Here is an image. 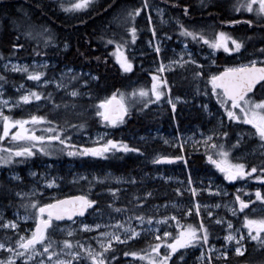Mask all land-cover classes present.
I'll return each mask as SVG.
<instances>
[{
  "label": "rangeland",
  "instance_id": "1",
  "mask_svg": "<svg viewBox=\"0 0 264 264\" xmlns=\"http://www.w3.org/2000/svg\"><path fill=\"white\" fill-rule=\"evenodd\" d=\"M230 1L233 6L238 2V0ZM144 2L145 0H142L143 5ZM147 5L148 7L146 8L143 6L141 18L147 21V25L142 31L149 32V36L145 37L143 41L141 39L136 46L129 47L127 49L128 54L124 53L125 57L128 58L129 56L131 59H135L137 66L147 73L142 79L134 78L130 80L127 86L128 90H124L123 93L126 94L128 109H133L136 103L139 105L142 101L145 102L148 100V97H140L138 95V90L143 88L150 93L152 75H156L158 77V87L161 89V85H163L164 95H162L158 101L155 97H152L153 102L148 104L151 106L150 109L152 111H157L158 107L163 103H167V105L173 109L171 104L168 103L170 97L175 105L182 104L185 109H192L197 120L192 122V124L185 123L181 127L177 119L173 118L172 124L167 127L159 125L154 128H149L145 134H131V136L147 140L159 139L161 143L165 147H169V149L178 147L177 155L184 157L182 160L184 172L181 174L179 171V174H177L175 167L166 168L163 166L156 167V165H154L149 171L143 173V179L140 181L133 173H117L109 169H96L94 167V159H103L107 153L114 150H110L102 157L67 155L68 151H76L84 147H96L106 143L108 139L126 143L119 138H113L110 129L112 125L106 122L104 123L100 117L95 115V106L98 105L100 100L110 96L107 94H99L92 98L86 88V80H81L83 76H87L89 79L96 78V75L90 73L88 70H76L72 65L67 64L58 65L56 61L50 60L49 58H8L0 64V69L5 73L22 75L23 80L18 83L10 81L9 87L0 83V100H7L9 104L16 105L19 97L30 91L41 94V99H31L28 103L20 101L19 106L12 108L0 106V110H2L4 114L12 117L11 113L16 108H20L22 112L17 117L18 119H28L31 115L45 117L46 120L43 123L35 126L31 123L26 125L29 129L34 128L36 135H48L49 133L46 129L49 127L56 129L58 132H62L60 129H62L64 125L67 128L64 134L70 138L66 141V144H71L76 147L69 148L66 147V145H61L58 141H45L48 145V155L40 153L38 150L39 145H37V147L33 149L35 155L32 157H14L13 163L0 165V175L4 173V177L9 179L13 184V196L15 198H24L22 200L23 202H19L20 206H13L11 203H3L0 201V224L5 221H14L18 226L16 230L0 227V231L6 233V240H0V243L5 244L6 247L10 245L15 248V241L19 238L17 233L30 235V232H26L25 230L32 229L35 226L33 219L24 220L18 218L24 217L26 214L32 212L31 208H28L26 212L24 205L30 204L33 200H37L40 203H48L53 199L69 195L73 189L72 185L79 184L85 192V195H87L89 199L95 200L96 204L88 210L84 217L73 219L75 223H73V221H63L61 224L51 229L54 236L52 234L49 235L58 242L67 239L74 246L76 242L79 241L85 247L91 245L93 248H98L94 237H97L99 232L118 231L123 238V230L113 228L112 226L115 225L116 221H121L125 226H128V220L131 219V226L137 229L140 234L127 243L138 238L154 240L153 244L160 243V241L155 239L156 235L161 236L162 239L170 243L171 238H163V231L168 230L169 232L176 233L178 231L177 220L180 225L183 226L192 224L195 216L199 224L203 222L204 225L207 226L211 223H215L220 225L221 231H214L211 235V240L208 238L207 244H203L202 242L195 246L179 249L177 253L173 254L168 264H181L190 257L191 251H196L191 260L195 261L197 264L206 263L209 259L211 260V264H213L214 256L223 257L220 255V252L223 251L222 246L225 245L223 237L228 232V221L232 223L233 231L235 229H240V232L236 233L237 236H245V240L243 241V253L250 249L252 250L251 254L254 251H263L262 253L264 254V246H260L257 241L249 239L247 229L243 227L245 215L250 219L264 218V202L256 200L255 197L257 189H259L262 196H264V185L261 188H254L251 191L252 195L242 196L244 193H249V191L244 189L249 184L248 177L235 181H228L225 180L223 174L211 164L207 165L208 167L202 168V173H198L193 171L188 163L191 159L189 155L195 153L205 155V159L208 161L206 152L214 151L211 148H206L205 138L209 136L212 137V139L207 142L209 145L213 143L220 145L223 144L224 139L228 140L229 146L225 148L231 149L229 155L233 163L245 164L243 160L248 156L264 154V147H261V141L257 136L253 135L255 129H253L251 125L244 124L240 121L230 120L225 114L224 109L217 103V98L211 94V84L207 82L210 75L218 74L226 67L237 66L241 63H247L250 60H264V53L255 54L249 51L247 47L245 48V44L242 41L231 36L233 39L242 42L243 47L239 52L228 54L232 55L235 53L237 58L245 57V60L234 65L215 64L214 58L218 55V51L224 52L222 49H217L213 52L207 45L203 48H206L205 50L196 48L198 46L201 47L200 44L196 45L194 48L189 43L191 38H184L180 35L174 37L171 33L161 30L162 27L175 26L178 19L172 17L164 5L151 3L148 0ZM157 10L161 11L158 12ZM241 11L247 13V11L243 9ZM250 14L257 19H263L258 18L254 13ZM149 17L151 18L150 21ZM214 23L215 22H207L202 24L200 22H194L190 25H186V28L200 31L210 25L212 27ZM153 31L155 32V37L153 36ZM176 32L179 34L180 28L177 29ZM216 32L221 31L217 29L214 30L211 34V38ZM185 44H187V46H185ZM157 46L160 47L159 54L155 51ZM231 46V41H229V47ZM63 47L66 48L65 45ZM151 53H154V57L149 56V58L145 57L143 60H137L140 56H147ZM189 53L195 63L188 62L183 65L180 63H169L170 61H188ZM197 54H199L201 59L208 60L206 65L216 66L204 70L205 75L202 77L197 89L194 90L190 96L171 94L166 73L176 68H182L189 63L201 67L202 62L200 59L196 58ZM161 64L165 66V70L157 72ZM13 65L27 66L29 72L38 71L43 72L44 75L41 77L40 81L30 80L27 78V73L14 71ZM69 69H71V72L68 71ZM73 76L76 78L73 79ZM161 79L166 83H160ZM45 81L48 82L45 83ZM58 84L63 85V87H58ZM73 90H76L80 94L76 97H72L70 93ZM133 90H137L136 96L130 95ZM257 98H262L260 93H257ZM82 100H87V102H85L87 106L81 105L80 101ZM204 105H207V108H205ZM234 111L239 114L238 109ZM48 122L51 123L49 124ZM81 124L84 125L83 128L70 127V125L75 126ZM222 129L226 130L222 131ZM231 129L240 130L231 131ZM11 131L14 132L15 128L11 129ZM223 133H227V136H224ZM7 139L11 142V146L0 145V148L16 147L22 143L11 141L10 136L7 137ZM238 140L239 144H237ZM234 144H237V146L232 148ZM181 146L183 147V151H181ZM56 147H59L60 150L67 155L66 159L62 160L55 158ZM162 155L164 154L160 150L151 151L146 155V160L154 162V160ZM50 156L51 158H48ZM74 157L80 158L82 161L78 162L72 160ZM34 158L37 160L35 164L32 163V159ZM27 159L29 162L25 161ZM85 159L89 163L88 165L84 163ZM245 170L248 171L246 167ZM32 173L36 175H32ZM189 179L192 181L191 184H189ZM46 181H54L55 183L52 187H47ZM129 184L134 185V190L128 187ZM143 184H148L149 186L144 187ZM143 188L144 190L141 191ZM193 188L197 190L195 196L190 190ZM109 189L115 190V195H113ZM177 189H179V192ZM238 189L241 191L237 192ZM240 192L241 195L239 194ZM18 193L20 195H18ZM149 193L150 195H148ZM210 193L211 196H213L211 197V223H209L210 216L208 213L210 212V208L208 205V197L206 196ZM224 193L227 194L225 195ZM102 195L107 196L101 197ZM235 195H240L241 199L245 201L251 199L252 203H250L248 208L244 209L243 212H240L239 205L235 202ZM130 204L131 208L128 207ZM196 205L200 206L199 215L196 214ZM217 205H219V207H217ZM138 207H141V209H138ZM118 208L121 209V211H115V209ZM231 208L237 209L235 215L230 211ZM189 209H191L190 212ZM141 215L144 217L143 224L139 223L134 218L135 216ZM173 216H175L177 220H172L171 217ZM148 217H152L151 224L148 223ZM164 217L169 218L166 223H156L157 220L163 221ZM217 219H220L221 223H217ZM81 222L93 226L99 224L101 227L99 229L93 227L92 231H85L80 227ZM105 225L108 227H105ZM61 229H64V231H61ZM68 230L73 231L72 236L67 235ZM9 232L10 234L8 236L13 237L11 244L7 243V233ZM218 239L221 240L219 244L217 243ZM122 245L124 244L113 241L114 252L110 254L109 259H111V255H115L116 259L112 260L111 264H148L147 260L141 261L139 257H133L131 255L125 256L124 252L120 251V246ZM56 250L59 251V247H57ZM75 250L79 251V248H75ZM230 250L235 253L234 242H228V252ZM0 252H4L0 260L6 259L9 255L4 249H0ZM159 252L161 255L165 252L163 243H161ZM202 252L203 256L201 255ZM180 256H183L182 260ZM39 259L40 257H36V261ZM45 260H47L46 257ZM28 264H35V261H29ZM221 264H226V262H222Z\"/></svg>",
  "mask_w": 264,
  "mask_h": 264
},
{
  "label": "trees",
  "instance_id": "2",
  "mask_svg": "<svg viewBox=\"0 0 264 264\" xmlns=\"http://www.w3.org/2000/svg\"><path fill=\"white\" fill-rule=\"evenodd\" d=\"M148 1L164 5L169 14L178 19L177 21L179 23L177 22L175 26L162 27L161 29L171 33L174 37L179 36L176 30L180 28L179 25L181 24L186 27V25H190L194 22H200L202 24L215 22L212 27L210 25L200 30L203 31L207 38L211 39L212 32L217 29L225 31V33L230 36L242 41L245 44V48L247 47L249 51L255 54L261 53L260 50L264 49V18L257 19L248 12L243 13L242 11H234L233 4L230 0ZM74 2L75 0H0V64L8 58H49L50 60L56 61L58 65H72L76 70H88L90 73L96 75L95 79H89L87 76L81 77V80H86V88L92 98L99 94L111 96L112 93L117 90L123 93L124 90H128L127 86L130 80L134 78L142 79L147 73L137 66L135 59H131L129 56L128 60L132 63V71L123 72L120 69V65L117 63L116 56L113 54L116 50V45L107 44L106 41L112 38L121 42H123L121 38L127 40L128 43L122 51L123 54H128L127 49L129 47L136 46L141 39L143 41L145 37L149 36V32L142 31L147 25L146 19L141 18L143 13L142 0H92L89 8L82 11L66 12L60 7L61 4L67 7ZM185 7L188 9L187 15L184 13ZM136 8L141 9L140 15L136 16L134 20L128 21L126 24L125 20L127 19V13ZM224 21H239V23H222ZM245 21H253V23L250 26ZM129 26H135L137 29L136 42L134 43L131 40L130 33L126 31V28ZM45 28L48 29V34H50L52 38L47 47L44 46L43 39L36 36L37 33L42 32ZM27 32H31L33 36L29 37L25 35ZM189 43L194 48L196 45L200 44L201 47L198 46L196 48H200L201 50L205 47L202 41L200 43H195L189 40ZM13 44H20L23 45V47L13 49ZM64 45H67V47L64 48ZM37 52L43 54L39 55ZM149 56L154 57V53L147 56H140L137 60H143L145 57L149 58ZM196 58L201 60V67L189 63L182 68H176L166 73L171 94L190 96L192 92L197 89L202 77L205 75L204 70L216 66L206 65L208 60L201 59L199 54L196 55ZM214 60L215 64L234 65L244 61L245 57L237 58L235 53L230 55L226 52L218 51V55ZM196 72H199L200 75H195ZM0 77H3V79H0V83L7 87H9L10 81L18 83L23 80L22 75L5 73L2 69H0ZM161 89L164 93L163 85H161ZM80 102L82 106H87V104H85L87 100H82ZM150 107L149 105L145 107L144 101L139 103V105L136 103L133 109H128L123 123H118L110 128L113 138H119L125 141L129 147L138 148L139 152H124L122 150L111 151L107 153L103 159H94L95 163L93 164L96 169H109L117 173H133L140 181L143 179V173L149 171L154 165H156V167L163 166L166 168L175 167L177 174H179V171L181 174L184 172L182 160L171 163H154L146 160V155L148 153L158 150L163 152V156H178V147L169 149V147H165L159 139H141L136 136L132 137L131 134H145L149 128H154L159 125L167 127L172 124L173 118H176L182 127L185 123L192 124V122L197 120V117L192 112V109H185L182 104L176 105L175 110L171 109L167 103L161 104L157 111H152ZM21 112L20 108H16L11 113L12 117L18 119L17 117ZM62 129H64V131L59 133L61 136H64L67 128L63 125ZM223 130L226 129H222V131ZM233 130L240 129H231V131ZM0 133H2V124H0ZM0 145L11 146V142L5 137L3 141H0ZM223 145L225 147L229 146L227 139H224ZM54 156L56 159L62 160L67 158V155H65L59 147L55 148ZM189 157H191L188 161L189 165L192 167L193 171L198 173H202V168L210 165V163L206 161L205 155L200 153L191 154ZM48 158H51V156ZM72 160L78 162L82 161V159L75 157ZM25 161L29 162L28 159ZM32 161V163L35 164L37 160L34 158ZM243 162L248 170H250L252 166H256L259 170V168L264 167V154L250 155L244 159ZM84 163H86V165L89 164L86 159ZM259 174L262 173L257 171L252 174V177ZM248 180L249 184L244 189L249 191V193H244L242 196L250 195L254 188H261L264 185V182L261 181L260 183V181L254 178H248ZM72 186L73 189L69 194H85L81 185L74 184ZM143 186L148 187L149 185L143 184ZM12 187L13 184L11 181L4 177V173H1L0 201L3 203H11L13 206H20L19 202L24 198H15L12 193ZM128 187L134 190L133 184H129ZM143 190L144 188L141 191ZM239 194L241 195V192ZM105 196L107 195H102L101 197ZM206 196L208 197V195ZM128 207L131 208V204L128 205ZM138 209H141V207H138ZM54 223L56 226L61 224V222ZM192 224L195 226L199 225L195 216ZM206 228L208 230L209 240H211V235L214 231H221L220 225L215 223L207 225ZM5 234V232L0 231V240H6ZM9 234L10 232L7 233V243L11 244L13 237H9ZM49 234L54 236L51 229L49 230ZM153 242L154 240L148 238H138L120 246V251L132 252L140 251L141 249L150 251L149 245H154ZM220 242L221 240L218 239L217 243L219 244ZM195 252L196 251H191L190 257L181 264H197L195 261L191 260ZM251 252L252 250L249 249L242 255H237L230 250L227 257L214 256L213 264H221L222 262H226V264H264L263 251H254L252 254ZM3 253L4 252H0V257L3 256ZM17 264L24 263L18 260ZM200 264H208V262Z\"/></svg>",
  "mask_w": 264,
  "mask_h": 264
},
{
  "label": "snow or ice",
  "instance_id": "3",
  "mask_svg": "<svg viewBox=\"0 0 264 264\" xmlns=\"http://www.w3.org/2000/svg\"><path fill=\"white\" fill-rule=\"evenodd\" d=\"M92 0H75L74 3H71L69 6L65 7L63 4L60 7L64 11H82L91 5ZM145 8L148 7L147 0H145ZM234 10L240 12L242 9L254 13L258 18H264V0H238V2L233 6ZM158 12L161 10H157ZM141 9L136 8L127 13L128 21L134 20L136 16L140 15ZM185 15L188 14L187 7L184 8ZM151 18L149 17V21ZM250 26L253 21H245ZM179 23V22H178ZM222 23H239V21H224ZM126 31L130 33L131 40L134 43L136 40L137 29L135 26H129L126 28ZM25 35L32 37L31 32L25 33ZM179 35L184 38H191L195 43H200L207 45L213 52L217 49H222L226 53L239 52L243 47V43L233 39L229 34L225 32H216L214 36L209 39L207 38L203 31L189 30L180 25ZM37 37L43 39L44 46L47 47L51 42V35L48 34V29H43L42 32L36 34ZM153 36L155 37V32L153 31ZM117 41L114 38L108 39L107 44H115L116 50L113 53L116 56L117 63L120 65V69L123 72L132 71V63L124 56L122 49L128 43L127 40ZM229 41H231V47H229ZM187 46V44H185ZM13 49L21 48L23 45L13 44ZM67 47V45H65ZM35 51V49H34ZM157 54L160 52V47L155 48ZM261 53H264V49L260 50ZM37 54L42 55L43 53L37 52ZM211 55V54H210ZM99 59V58H97ZM195 63L191 58L189 53L188 61H170L169 63ZM214 63V61H213ZM259 64V66H258ZM43 66V65H41ZM14 71H21L27 73V78L30 80L40 81L41 77L44 75L43 72H29L27 66H16L13 65ZM165 70L163 64L157 69V72H162ZM71 72V69L68 70ZM195 75L199 76L200 73L196 72ZM73 79L76 77L73 76ZM3 79V77H0ZM158 77L152 75V87L150 93L148 90L143 88L138 90V95L140 97H148V100L144 102V106L147 107L148 103H152V97L158 101L161 96L164 95L163 90L158 87L157 84ZM48 81H45L47 83ZM208 83L211 84V94L217 98V103L224 109L225 114L230 120L240 121L244 124L251 125L255 129L253 135L257 136L261 141V147H264V60H250L247 63H241L237 66L226 67L222 72L218 74H212L208 77ZM160 83H166L162 79ZM58 87H63V85L58 84ZM257 93H260L262 98H257ZM76 90L71 91L70 95L72 97L78 96ZM207 94V93H206ZM132 96L137 95V90H133L130 94ZM31 99L40 100L41 94L35 91H30L27 94H24L19 97L16 105L9 104L7 100H0V106L4 107H15L19 106V102L28 103ZM179 99V98H177ZM168 103L171 104L173 110H175V103L169 97ZM96 107L95 115L100 117L103 122H106L109 125L115 126L118 123H123L124 117L128 112V106L126 101V94L121 93L119 90L113 92L110 97H106L99 101ZM207 108V105H204ZM235 109L239 110V114L234 111ZM46 118L43 116L31 115L28 119H14L13 117L4 114L0 110V124H2V133H0V141H3L5 137H11L13 142H22L16 147L9 148H0V165H8L13 163L14 157H24L29 158L35 155L33 149L39 145V152L44 155H48L47 151L48 145L45 143L58 141L61 145H66L69 148H75L76 146L71 144H66L70 138L67 135L63 137L60 135L56 129L49 127L46 131L48 135H36L35 130L29 129L26 127L28 124L33 126L45 122ZM49 124L51 122H48ZM70 127H79L83 128L84 125H70ZM15 128V131L11 129ZM64 131V129H60ZM224 136H227V133H223ZM212 139L211 136L205 138L206 148H211L214 151H207L208 162L213 165L220 173L223 174L225 180L235 181L237 179H243L248 177L250 179H255L258 181L264 182V167L257 169L256 166H252L250 170H245V164L243 163H233L230 159L231 149H226L223 144H208L207 142ZM167 143V141H166ZM239 144V140L237 141ZM237 144L232 145V148L236 147ZM110 150H122L124 152H139L138 148L129 147L128 144L108 139L106 143L98 145L96 147H84L76 151H68L67 155L69 156H93V157H102L105 153ZM181 151L183 147L181 146ZM175 160H183L184 157L181 155L175 156L173 158L169 157H158L154 160V163H159L162 160L171 162ZM19 162V161H16ZM186 164V161H185ZM259 171L261 175L252 177V173ZM32 175H36L32 173ZM96 179V178H94ZM102 182V181H101ZM54 181H46L47 187H52ZM192 181L189 179V184ZM192 194L195 196L196 189H190ZM110 192L115 195V190L109 189ZM179 192V189H177ZM241 190H237L239 192ZM225 195L227 193H224ZM18 195H20L18 193ZM150 195V193L148 194ZM256 200L264 202V196H262L259 189L255 192ZM235 202L239 205V211L243 212L244 209L248 208L249 204L252 203L251 199L245 201L241 199L240 195H235ZM96 204L95 200H91L87 195L79 196H70L65 199H53L50 203H40L37 200H33L28 205H24L27 212L28 208H31L32 212L26 214L24 217H18L19 219H33L35 227L32 229H26V232H30V235H23L17 233L19 238L15 241L16 247L13 248L10 245L5 246V244L0 243V249H4L9 253L8 257L4 260H0V264H17L18 260L23 261L24 264H28L29 261H35V264H111L112 260L116 259L115 255L109 256L114 252L113 241L116 243L126 244L129 240L136 238L140 233L137 229L131 226V219L128 220V226H125L121 221H116L113 228H119L123 230V238L120 232L118 231H102L98 233L96 243L98 248H93L91 245L85 247L79 241L76 242L74 246L69 240L64 239L63 241H56L51 238L49 235V230L56 227L55 221H63L67 219L68 221H73L74 216H84L85 211L91 208ZM111 206V205H110ZM196 214L199 215V205H196ZM219 207V205H217ZM119 212L121 209H115ZM191 209H189V212ZM233 215L236 214L237 209L231 208ZM187 214V213H186ZM209 216L212 215L211 212L208 213ZM135 220L139 223H144V217L135 216ZM168 217H164L163 221L157 220L156 223L160 224L162 222H167ZM172 220H177L175 216L171 217ZM217 223H221L220 219H217ZM75 223V221H73ZM148 223H152V217H148ZM0 227L5 229L11 228L16 230L17 223L14 221H5L0 224ZM80 227L85 231H92L93 227L99 229L101 225H89L81 222ZM105 227H108L105 225ZM243 227L247 229L248 238L254 241H257L260 246H264V218L250 219L247 215L243 219ZM177 229L176 233L169 232L168 230L163 231V238H171V242L162 239L161 236L156 235L155 239L160 241L154 245H149L150 251H145L141 249L140 251H125V256L139 257L141 261L147 260L148 264H168V261L172 259L174 253H177L179 249H185L189 246H195L198 243L203 242V244L208 243V230L203 222L198 226L192 224L180 225L177 220ZM230 221L227 222V234L223 237L225 245L223 251L220 252V255L227 257L228 254V242L235 243V254H243V241L245 240L244 235L237 236L236 233L240 232V229H235ZM64 231V229H61ZM202 233V235L200 234ZM68 236L73 235L72 230L67 231ZM161 243L164 244L165 252L163 255L160 254L159 249ZM62 245V246H61ZM59 247V251H57ZM75 248H79V251H76ZM143 253V254H142ZM203 256V252L201 253ZM36 257H40L36 261ZM45 257L47 260H45ZM180 259H183V256H180ZM208 264H211L209 259Z\"/></svg>",
  "mask_w": 264,
  "mask_h": 264
},
{
  "label": "water",
  "instance_id": "4",
  "mask_svg": "<svg viewBox=\"0 0 264 264\" xmlns=\"http://www.w3.org/2000/svg\"><path fill=\"white\" fill-rule=\"evenodd\" d=\"M258 66H259V64H258ZM222 71H223V70H222ZM222 71H221V72H222ZM161 157H169V158H173V157H175V156H161ZM174 161H177V160L173 159L171 162H174ZM171 162H168V161H166V160H162V161L159 162V163H171ZM79 195H84V194H80V193H77V194H69V195L62 196V197H59V198H56V199H65L66 197H70V196H79ZM51 202H52V201H51ZM49 203H50V202H49ZM89 209H90V208H89ZM89 209H87V210L85 211L84 216L87 214V212H88ZM84 216H74L73 219L78 218V217H84ZM63 221H68V220L65 219V220H63ZM57 222H61V221H57ZM34 227H35V226H34Z\"/></svg>",
  "mask_w": 264,
  "mask_h": 264
},
{
  "label": "flooded vegetation",
  "instance_id": "5",
  "mask_svg": "<svg viewBox=\"0 0 264 264\" xmlns=\"http://www.w3.org/2000/svg\"><path fill=\"white\" fill-rule=\"evenodd\" d=\"M208 205H209L210 212H211V193L208 195ZM209 223H211V216L209 217Z\"/></svg>",
  "mask_w": 264,
  "mask_h": 264
}]
</instances>
